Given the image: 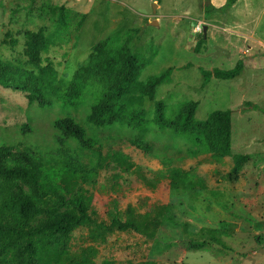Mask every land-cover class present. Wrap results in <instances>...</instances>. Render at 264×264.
I'll list each match as a JSON object with an SVG mask.
<instances>
[{
    "label": "rangeland",
    "instance_id": "obj_1",
    "mask_svg": "<svg viewBox=\"0 0 264 264\" xmlns=\"http://www.w3.org/2000/svg\"><path fill=\"white\" fill-rule=\"evenodd\" d=\"M228 1L0 0V146L23 142L46 152L54 122L67 116L97 143L80 164L98 171L83 194L100 224L79 227L65 247L42 237L33 264H264V0H235L225 8ZM52 6H65L64 24ZM212 8L219 10L208 13ZM40 31L46 46L34 61L26 34ZM115 47H126L140 63L131 106L122 101L132 118L98 126L90 109L113 81L101 57ZM239 62L243 68L231 81H206L202 74ZM25 73L41 80L24 79ZM163 75L149 98L144 84ZM71 86L79 88L73 101ZM31 94L49 106L31 102ZM191 102L197 108L184 128L177 116ZM157 103L164 106L163 122L155 118ZM217 110L232 111L228 153L213 151L214 133L203 124ZM65 145L78 148L71 139ZM119 155L129 158V171L113 161ZM235 156L244 159L238 163ZM52 180L67 198L74 193L76 184ZM113 203L140 221L154 206L172 204L178 224H143L158 230L153 237L102 226L110 223ZM221 222L236 227L223 236L225 246L189 248L190 232ZM26 260L28 253L14 246L0 253V264Z\"/></svg>",
    "mask_w": 264,
    "mask_h": 264
},
{
    "label": "trees",
    "instance_id": "obj_2",
    "mask_svg": "<svg viewBox=\"0 0 264 264\" xmlns=\"http://www.w3.org/2000/svg\"><path fill=\"white\" fill-rule=\"evenodd\" d=\"M234 3L235 0H229L225 8L231 7ZM217 10L219 9L212 8L208 13ZM51 11L58 14L61 22L65 23V6H52ZM133 35L134 31L128 34L131 37ZM26 38L27 54L32 60L39 61L40 53L46 46L44 33L42 31L27 33ZM107 41H100L94 49L100 50L108 43ZM101 58L105 68L111 71H105L104 75L107 76V73L111 77L113 75V81L108 84L103 100L91 107L90 119L98 122V126L112 125L122 120L129 121L132 117L128 116L129 109H124L122 101L127 106H131L130 93L136 85L140 63L126 47H115ZM242 68L243 63L239 62L231 70L216 69L213 72L202 70V74L206 81L212 77L231 81L240 75ZM44 72L45 69H42L41 73ZM165 77L163 75L144 84L143 89L149 98L153 96L155 87ZM27 78L34 83L41 80L25 73L24 79ZM78 89L76 86L69 88L68 97L71 101L75 95L79 94ZM27 99L31 102L37 101L41 106H49L42 97H36L34 94L28 95ZM196 108L195 102L186 104V109L177 116L181 126L188 127L194 119ZM155 118L160 122L165 120L162 103L156 105ZM102 119L104 121L100 122ZM203 124L208 132L214 133L210 137L213 151L219 154L228 153L232 140V111H214L209 120ZM52 138L53 147L46 152H40L32 145L23 142L0 146V243L2 244L0 253L13 246L22 251L24 249L29 258L24 262L25 264L31 262L33 264L38 260L36 258L37 244L42 237L47 238L49 244L55 248L65 247L73 232L79 227L100 224L95 216L96 213L90 208L83 194L84 184L89 182L98 171L96 168L88 170L80 164L82 156L89 157V152L97 149V143L89 138L85 128L71 116L54 122ZM69 139L78 146L73 152L65 145V141ZM133 144L141 150L146 148L144 143L133 142ZM128 159L127 157V161H123L119 155L113 158V161L129 171L132 164L128 163ZM242 159H244L243 156H235V161L238 163ZM163 164L167 166V161ZM53 177L76 184L70 198L53 186ZM198 182L202 184L203 180ZM195 185H193L194 190ZM107 217L110 223L101 221L102 226L122 231L132 230L151 237L158 230L144 229L143 224L156 227L162 224H178L173 214L172 204L154 206L149 212L140 216V221L132 210L123 213L119 210L117 203H113L107 212ZM262 226L264 225L259 224V227ZM235 228L233 224L221 222L220 227L216 229L202 228L197 233L190 232L189 248L201 250L210 244L225 246L223 236L227 232H233ZM136 264L159 263L145 261Z\"/></svg>",
    "mask_w": 264,
    "mask_h": 264
},
{
    "label": "water",
    "instance_id": "obj_3",
    "mask_svg": "<svg viewBox=\"0 0 264 264\" xmlns=\"http://www.w3.org/2000/svg\"><path fill=\"white\" fill-rule=\"evenodd\" d=\"M155 6H156V4H155ZM153 23H154V26H158V22L157 21H154Z\"/></svg>",
    "mask_w": 264,
    "mask_h": 264
},
{
    "label": "built area",
    "instance_id": "obj_4",
    "mask_svg": "<svg viewBox=\"0 0 264 264\" xmlns=\"http://www.w3.org/2000/svg\"><path fill=\"white\" fill-rule=\"evenodd\" d=\"M200 31H201V26H199V28H198Z\"/></svg>",
    "mask_w": 264,
    "mask_h": 264
}]
</instances>
